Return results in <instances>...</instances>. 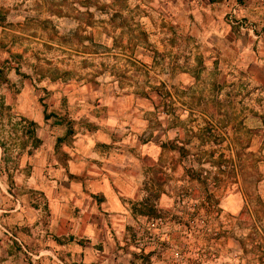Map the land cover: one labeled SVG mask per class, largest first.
<instances>
[{"label": "crops", "instance_id": "1", "mask_svg": "<svg viewBox=\"0 0 264 264\" xmlns=\"http://www.w3.org/2000/svg\"><path fill=\"white\" fill-rule=\"evenodd\" d=\"M228 10L222 30L213 29L215 48L229 63L264 58V0ZM250 81L264 85L259 76ZM116 84L55 92L47 101L63 100L58 112L41 107L35 91L20 94L18 120L27 125L5 146L18 168L30 169L16 172L9 192L0 145V264H163L161 252L123 247L126 232L142 216L174 213L181 189L196 198L204 186L183 154L180 115ZM217 192L223 222L213 218L200 242L214 254L209 264H264V181L255 184V205L246 174Z\"/></svg>", "mask_w": 264, "mask_h": 264}, {"label": "rangeland", "instance_id": "2", "mask_svg": "<svg viewBox=\"0 0 264 264\" xmlns=\"http://www.w3.org/2000/svg\"><path fill=\"white\" fill-rule=\"evenodd\" d=\"M243 3L0 0V145L9 192L16 172L30 169L18 168L5 146L27 125L18 120L20 94L35 91L41 107L58 112L63 100L47 101L55 92H110L117 83L121 91L152 94L156 108L180 115L183 154L197 177L205 173L198 180L204 190L237 186L246 174L255 205V184L264 181V85L250 78H264L257 66L264 58L226 62L213 34L228 9Z\"/></svg>", "mask_w": 264, "mask_h": 264}, {"label": "built area", "instance_id": "3", "mask_svg": "<svg viewBox=\"0 0 264 264\" xmlns=\"http://www.w3.org/2000/svg\"><path fill=\"white\" fill-rule=\"evenodd\" d=\"M203 176L198 180H203ZM194 191L191 187L179 191L174 213L140 217L136 225L126 232L123 247L139 254L146 250L161 252L163 264H184L188 256L193 264H209L211 258L213 262V252L205 250L200 242L206 238L213 218L222 222L223 219L210 187L196 198Z\"/></svg>", "mask_w": 264, "mask_h": 264}]
</instances>
